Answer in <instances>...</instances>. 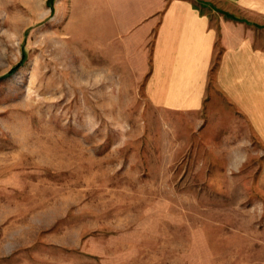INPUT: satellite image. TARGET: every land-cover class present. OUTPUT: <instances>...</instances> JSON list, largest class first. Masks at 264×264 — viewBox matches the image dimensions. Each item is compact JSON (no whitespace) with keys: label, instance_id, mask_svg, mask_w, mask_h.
<instances>
[{"label":"rangeland","instance_id":"374dc122","mask_svg":"<svg viewBox=\"0 0 264 264\" xmlns=\"http://www.w3.org/2000/svg\"><path fill=\"white\" fill-rule=\"evenodd\" d=\"M76 2L0 0V264H264L244 118L108 75L101 8Z\"/></svg>","mask_w":264,"mask_h":264},{"label":"crops","instance_id":"0c3cea01","mask_svg":"<svg viewBox=\"0 0 264 264\" xmlns=\"http://www.w3.org/2000/svg\"><path fill=\"white\" fill-rule=\"evenodd\" d=\"M90 3L101 8L108 75L165 111L239 114L264 148V0Z\"/></svg>","mask_w":264,"mask_h":264}]
</instances>
